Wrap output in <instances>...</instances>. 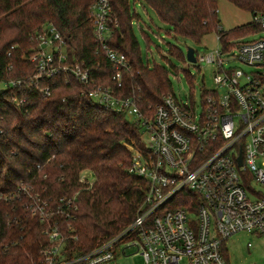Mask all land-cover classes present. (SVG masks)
I'll return each instance as SVG.
<instances>
[{
  "label": "built area",
  "instance_id": "obj_1",
  "mask_svg": "<svg viewBox=\"0 0 264 264\" xmlns=\"http://www.w3.org/2000/svg\"><path fill=\"white\" fill-rule=\"evenodd\" d=\"M90 21L97 50L111 63V79L121 87L131 64L108 45L118 26L110 0L93 1ZM251 22L259 29L247 35L261 32L257 39L239 37L224 43L214 32L215 47L202 54L194 51L192 64L214 69V87L204 89L199 105L169 94L151 115L140 111L134 96H121L69 62L66 40L53 25L33 34L36 47L28 60L36 70L34 80L73 78L84 86L81 94L139 126V144L127 145L128 172L146 182L133 221L83 253L74 247L77 193L46 195L28 184L0 192V199L23 198L28 213L42 225L46 241L34 264H119L118 257L128 256H140L141 264H228L223 247L228 237L240 231L264 236V193L255 186L264 188V11L253 13ZM19 84L0 79V90ZM39 90L49 95L51 86ZM13 100L25 101L15 96Z\"/></svg>",
  "mask_w": 264,
  "mask_h": 264
},
{
  "label": "trees",
  "instance_id": "obj_2",
  "mask_svg": "<svg viewBox=\"0 0 264 264\" xmlns=\"http://www.w3.org/2000/svg\"><path fill=\"white\" fill-rule=\"evenodd\" d=\"M93 1L0 0V79L20 81L18 86L0 90V192H14L28 184L46 195L78 193L72 224L77 233L74 247L81 253L118 234L136 216L146 182L128 172L127 145L139 144L140 130L127 116L105 110L81 94L84 86L73 78L69 82L63 75L34 80L36 70L28 60L36 47L31 37L42 26L53 25L66 40L69 62L121 96H134L145 115L153 113L163 96L173 95L168 71L143 60L133 27L139 17L131 6L136 0H110L118 26L108 45L125 54L131 64L117 88L111 79L112 65L97 50L93 37ZM139 1L170 32L195 43L211 32L226 43L259 29L249 22L223 30L217 0ZM228 1L251 15L264 11L263 0ZM168 51L183 56L177 47L170 46ZM47 84L49 95L39 90ZM14 96L25 101L16 104ZM83 170L94 175L91 185L79 181ZM45 241L42 225L28 213L23 198L0 199V264L36 263Z\"/></svg>",
  "mask_w": 264,
  "mask_h": 264
},
{
  "label": "rangeland",
  "instance_id": "obj_3",
  "mask_svg": "<svg viewBox=\"0 0 264 264\" xmlns=\"http://www.w3.org/2000/svg\"><path fill=\"white\" fill-rule=\"evenodd\" d=\"M216 3L217 16L223 30H231L251 22V13L237 7L232 2L217 0ZM131 6L134 7L136 14L139 16L138 23L134 19L133 27L144 62H147L150 67L154 65L164 67L169 73L173 94L181 99L190 98L195 101L196 105H199L204 89L211 90L214 87V69L211 65L205 63H201L200 66L189 63L185 55L188 47L193 48L199 54L215 47L217 41L214 32L205 35L199 43H195L170 32L166 24L160 21L155 12L145 3L136 0ZM148 27H150V30ZM260 35L261 32L255 35H245L242 40L257 39ZM147 37L149 38V45L146 43ZM170 46L177 47L183 56L169 53ZM232 65L243 69L247 73L251 71L250 67L238 62H234ZM0 88H2L1 85ZM82 180L91 185L95 177L89 170H83L79 175V181L82 182ZM255 186L264 193V188L260 185ZM223 247L228 264H264V236L256 232H237L224 241ZM117 260L119 264L142 263L140 256L118 257Z\"/></svg>",
  "mask_w": 264,
  "mask_h": 264
},
{
  "label": "water",
  "instance_id": "obj_4",
  "mask_svg": "<svg viewBox=\"0 0 264 264\" xmlns=\"http://www.w3.org/2000/svg\"><path fill=\"white\" fill-rule=\"evenodd\" d=\"M185 57L189 63H194L195 62L194 49L191 47H188ZM237 161H238V164L240 165L241 164V157L240 156L238 157Z\"/></svg>",
  "mask_w": 264,
  "mask_h": 264
}]
</instances>
